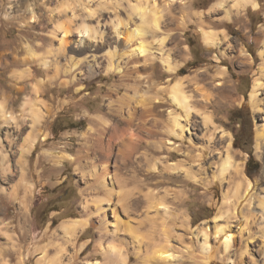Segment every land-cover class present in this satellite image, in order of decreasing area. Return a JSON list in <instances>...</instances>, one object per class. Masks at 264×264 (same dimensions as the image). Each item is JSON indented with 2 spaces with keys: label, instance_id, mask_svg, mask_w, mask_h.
I'll return each mask as SVG.
<instances>
[{
  "label": "rangeland",
  "instance_id": "1",
  "mask_svg": "<svg viewBox=\"0 0 264 264\" xmlns=\"http://www.w3.org/2000/svg\"><path fill=\"white\" fill-rule=\"evenodd\" d=\"M115 1L0 0V99L7 101V110L19 120V124H2L0 120V264H47L49 259L57 260L58 255L64 264H88L97 260L107 264L101 252L96 250L98 231L94 226L81 232L74 247L68 244L61 225L72 219H85L87 215L81 207L84 197H96L99 193L91 188L88 190L87 187L93 182L81 177L79 168L87 165L86 158L79 163L68 155L76 156L84 147L86 140L82 135L97 115L106 117L112 125L118 124L123 130L124 124L116 114L118 105L121 102L134 104L138 100L134 96V85L145 79L142 78L145 75L142 63L136 65L127 62L124 54L129 50V45L125 39L118 40L115 37L112 20L116 16L127 19L129 13L126 2L116 13ZM132 1L139 4L145 2ZM156 1L162 8L168 0ZM180 2L174 4L172 15L162 21L160 31L154 32L148 26L149 32L145 39L156 44L159 39L166 37V50L181 71L169 74L162 63L156 61L153 79L167 86L182 77L188 81L204 68H208L212 76L218 71H225L226 79L223 82L228 90L216 95L209 106L219 129L210 150L214 158L208 154L207 162L198 165L193 164L187 156L173 152L170 161L174 164L183 161V168L172 172L166 168V159L163 157L167 151L158 152L147 141H142L141 152L148 156L140 171V177L146 183L142 186L143 191L168 200L171 215L161 213L162 218L147 220L144 204L138 213L131 215L132 219L125 218V221H129L133 227H139L145 244H164L166 236H169V264H202L204 256H211L209 264H264V220H261L256 208L258 199L264 195V157L257 155L255 138L256 125L263 124L261 119L264 114L250 102L252 86L260 76V66L264 63V57L260 56L263 46L258 40L264 31V0H258V8L250 5L244 10L235 8L234 0H227L225 7L216 12H212V8L218 0ZM86 7L96 11V15L88 17ZM32 9L34 14L30 12ZM189 13H192L191 16ZM199 16L203 17L207 28L228 34L231 48L225 56V47L213 50L205 46L201 29L195 22ZM184 21L187 23L183 24ZM82 22L97 27L102 35L100 42L87 41L83 46L76 43L79 40L78 27ZM139 24L135 20L130 27L135 29ZM58 26L68 29L70 36L63 40L64 33L56 30ZM157 47L155 45L154 49ZM242 49L248 52L246 57L249 60L240 54ZM180 50L187 51L188 59L180 57ZM217 59H222V63H218ZM43 61L49 63V68L43 66ZM109 64L115 68L123 66V72L107 74ZM74 65L76 68L72 70ZM56 74L58 78L54 80L52 77ZM209 83L212 93L216 94L213 89L218 79L213 81L209 78L202 82ZM197 85H190L189 89L193 90ZM35 88L39 89L37 100L43 102L48 113L39 133L32 126L30 108L26 112H22L21 108L26 98L35 97ZM260 99L264 107V95ZM171 109L168 104H158V121L153 127L150 125L153 122H149L157 140L166 139L164 130ZM239 114L243 116L242 121L239 120ZM195 122L197 137H202L201 118L196 116ZM222 131L230 133L236 164L244 165L246 176L255 184V188L250 190L253 195L252 208L249 209L243 203L240 213L235 216L225 209L224 216L216 222L230 227L236 234V241H232L230 249L225 248L224 235L217 234L214 228V219L222 207L224 194L227 192L233 196L238 182L233 170L226 174L224 183L213 180L215 175L220 174L221 164L219 154L216 157L214 154L217 151L224 153L227 145L222 138ZM130 132V135L138 134L135 127ZM36 135L38 138L40 135L45 136V140L28 151ZM198 140L199 146H207L206 140ZM187 144L184 147L186 151ZM251 158L252 165L258 164L259 170L249 174L246 169ZM151 166L157 169L155 175L150 170ZM192 174H196L207 185L191 180L189 177ZM244 189L241 186L238 195L244 194ZM115 191H118L117 187ZM177 195L180 199L176 198ZM153 214L149 212V215ZM185 216L188 223L183 222ZM207 223L210 238L207 246L209 250L206 251L198 230ZM243 228L245 230L241 235ZM134 234L121 231L116 238L109 236L105 245L111 256H115L112 249L114 245H122L123 239L131 241ZM88 240L91 241L82 254H77ZM61 245L66 249L63 254L59 253ZM139 262L134 256L128 264Z\"/></svg>",
  "mask_w": 264,
  "mask_h": 264
},
{
  "label": "bare ground",
  "instance_id": "2",
  "mask_svg": "<svg viewBox=\"0 0 264 264\" xmlns=\"http://www.w3.org/2000/svg\"><path fill=\"white\" fill-rule=\"evenodd\" d=\"M179 1H181L180 3L183 2V0H168L164 3L162 8L156 3V0H145L144 4L141 3L143 5L139 4L138 2H133L132 0L115 1L117 8L116 13H118V8H120L124 2H126L129 7L127 19L116 16V18L112 20L115 37L118 40L125 39L129 45V50L126 54H124V56L126 57L127 62L130 64L132 63L139 65V63H142L144 67L143 70H145V75H142V78L144 79L145 77V79L144 81H140V83L136 82L137 79L135 81L134 96L138 98V100L134 104L121 102L120 105H118L116 114L124 124L123 130H120L118 124L112 125L110 120L106 117L97 115L95 118H92L91 121L94 125H90V127L82 135V137L86 140L84 147L79 150L76 156L68 155L71 160H75L79 163H81L82 160L86 158L87 165L79 168L81 177L83 180L89 181L90 179L93 182L89 187H87L88 190L91 188L98 191L99 193L96 197H89V195L84 197L81 207L87 217L83 220L78 218L62 223V233L67 239L68 244L76 247V242L81 232L89 227L94 226L98 231L96 250L101 252L107 264H128V262H130L134 256L137 258L138 262L140 261L139 264H169L168 260L171 257L169 236H166L167 239L165 240L164 244H158L155 246L151 243L149 245L148 243L145 244L142 241L143 233L139 227H133L131 224H129V221H125V218L132 219L131 215L133 213H138L144 204H146L147 208V220L153 221L160 219L162 216L161 213L165 215H171V206L167 202L168 200L166 201L164 197L160 198L159 196H155V194H149V192L145 193L143 191L142 186H144L146 183L145 180L140 177V171L142 169L143 162L147 160L148 156L146 153L141 152L142 141H147L149 146L158 152L164 153L163 151H167V155H163V157L166 159V168L172 172H177L180 168H183V161L179 163L177 162L178 164L172 163L170 161V154L177 152V154L179 153L178 155H185L190 161L193 162V164L201 165L203 162L206 163L209 159L207 156L211 153V145L216 139L215 133H217V130H219L216 126L214 115L210 111L209 106L215 99L216 95L223 94L228 90L225 85L226 83L223 82V79H226L225 71H218L216 75L212 76L209 73V69L204 68L192 78L188 79V81H185L182 77L179 78L173 85L170 84L167 86L160 85L153 79L156 61H160L164 69L169 74H178L181 71V69H178V65L174 64L170 57V53L168 50H166V37L159 39V42L156 44L151 42L149 43L145 39V36L149 32V29L147 30L148 26H151L154 32L160 31L162 21H164L166 17L169 18V16L172 15L173 6ZM226 2L227 0H218L217 4L213 6L212 12L221 10V8L225 7L224 5ZM234 5L235 8L239 7V9L242 8L243 10L250 5L254 8L259 7L258 0H234ZM86 9L88 17H93L96 15V11L94 12L87 7ZM30 12L34 14L33 9L30 10ZM190 14L192 13H189L188 15ZM193 16L194 14L192 17ZM135 20H138L140 24L137 25L135 29H133L130 27V25ZM195 22L196 24L198 23L201 29L202 40L205 46L213 50L225 47V52H223L225 56L226 52L229 50V48H231V44L228 41V34L226 32L219 33L211 28H207L204 25V20L201 16H199ZM186 23L187 22L184 21L183 24ZM56 30L62 31L64 33L62 36L63 40L70 36V31L68 29H64L62 26H58ZM84 31H87L88 35H83L82 33ZM78 36L79 40L76 43H78L80 46H83L87 41L98 40L100 42L102 39V35L99 33L97 27L91 26L86 22H82L78 27ZM258 40L261 41L263 46V49L260 52V56L263 58L264 31H262V36H260ZM155 45L158 46L156 50L154 49ZM240 54L245 56V59L249 60L246 57L248 52L242 49ZM180 57L183 59H188L187 51L180 50ZM40 61L42 60L40 59ZM47 61H43V66L45 68H49V63ZM222 61V59H217L218 63H222ZM75 68L76 65H74L72 70ZM122 68L123 66L115 68L112 64H109V66L106 68V73L108 74L117 71L120 74V72H123ZM260 68V76L256 78L252 86L250 102L257 111L264 114V107L261 104L260 99V96L264 95V63L260 66ZM47 71L49 72L50 70ZM52 78L56 80L58 78L57 74ZM142 78L140 77V79ZM209 78L213 81L218 79V83L213 89L215 90L216 94L212 93L210 83L202 84L203 81H207ZM190 85H192V87L193 85L197 86L193 90H190ZM38 90V88L33 89L35 97L33 99L26 98L21 105V108L22 112H26V109L30 108L28 111L32 119V126L35 130H39V133L41 132L43 122L47 119L48 113L45 112L43 102L41 103V100L38 101L36 98L39 94ZM165 94H167V97H164ZM158 104H168L172 107V109L169 110V122L165 126L164 130V135L166 136V139L164 140H157L155 137V132L152 129L153 125L158 121L156 112ZM196 116L201 118L203 126V136L199 138L197 137L198 130L195 129L197 127L195 122ZM0 120L3 121L2 124H19V120L17 121L15 115L11 114V112L7 110V101L5 99H0ZM150 121L153 122V124L150 123L152 127L149 126ZM261 121L263 124H257L255 129L256 152L258 156L264 157V118H262ZM132 127H135V132L138 134L132 133V135H130ZM192 130H194L195 134L194 132H191ZM37 135L31 141L30 149L28 151L32 150L37 145V143L45 140V136L40 135V138H38ZM222 138H224V141L227 143V145L224 153L217 151L214 154L215 157L219 154L221 164L219 169L220 174L215 175L213 180L215 182L225 181L226 174H229L231 170L234 171V174L238 178V182H236L237 191L235 189V194L233 196H230L227 192L224 194L222 207L218 212V216H216L214 219V228L216 233L224 235V245L227 249L234 241H236V234L232 232L233 230H231L230 227L218 225L216 222L219 218L224 216L225 212L223 210L225 209H227V212L230 211L232 216H235L240 213L243 203H245L244 206H248L249 209L252 208L253 195L250 194V190L255 188V184L246 176L244 172V165L236 164L235 154L232 152L233 147L231 144L232 141L230 133L223 132ZM198 139L202 141L206 140L205 143H207V146H199V143L197 142L199 141ZM186 143H188V151L184 149ZM25 151L27 153V150ZM116 153H119L118 156H116ZM115 156V162L113 163ZM212 158H214V156ZM150 170L153 175H155L157 170L155 166H151ZM189 171L190 170H188V172ZM189 178L196 183L200 182V184L207 185L202 181V179L198 178L196 174H192V176ZM241 186L245 187V193L238 195V190ZM116 187L118 188V191H115ZM176 198L180 199L178 195ZM256 208L259 210L261 220L263 221L264 195L258 199ZM149 212H154V214L149 215ZM230 218L232 217H229V219ZM183 222L188 223V218L186 216L183 218ZM244 230V228L241 230V235ZM121 231L132 234L135 232L136 234H134L133 238L130 236V238H132V240L130 239L131 241H124L123 239V242L121 241L122 245H114L113 248L111 247L113 252H115V256L113 255L114 257H112L109 248L105 245V241L109 236L112 237V239L116 238ZM198 235H201L203 238V249L206 251L209 250L207 247L209 245L210 238L208 223L199 228ZM262 238L264 239V234H262ZM90 241L91 240H88V242L84 243L80 248L78 247L79 250L77 251V254L81 255L85 247L89 245ZM62 246L63 245H61V247L59 246V253L61 254L65 253L64 251H66V249ZM65 246L67 245L65 244ZM247 251L248 246L246 244L245 252ZM210 257L204 256L202 259L204 263L202 264H209L211 259ZM205 258H207V260ZM46 259L47 258L44 260ZM55 260L56 258L54 260L53 258L51 260L49 259L47 260V264H64L61 257L59 258V255L57 257L58 261ZM88 264L101 263H99L97 260L95 263Z\"/></svg>",
  "mask_w": 264,
  "mask_h": 264
},
{
  "label": "trees",
  "instance_id": "3",
  "mask_svg": "<svg viewBox=\"0 0 264 264\" xmlns=\"http://www.w3.org/2000/svg\"><path fill=\"white\" fill-rule=\"evenodd\" d=\"M247 173H256L259 170V165L256 164L255 166L252 165V158L247 163Z\"/></svg>",
  "mask_w": 264,
  "mask_h": 264
},
{
  "label": "flooded vegetation",
  "instance_id": "4",
  "mask_svg": "<svg viewBox=\"0 0 264 264\" xmlns=\"http://www.w3.org/2000/svg\"><path fill=\"white\" fill-rule=\"evenodd\" d=\"M239 120H243V116H242V114H239Z\"/></svg>",
  "mask_w": 264,
  "mask_h": 264
},
{
  "label": "clouds",
  "instance_id": "5",
  "mask_svg": "<svg viewBox=\"0 0 264 264\" xmlns=\"http://www.w3.org/2000/svg\"><path fill=\"white\" fill-rule=\"evenodd\" d=\"M133 7H134V6H133ZM82 34H83V35H88V32H87V31H84Z\"/></svg>",
  "mask_w": 264,
  "mask_h": 264
}]
</instances>
